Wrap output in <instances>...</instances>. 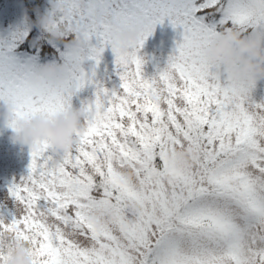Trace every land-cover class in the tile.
I'll return each instance as SVG.
<instances>
[{
    "label": "snow or ice",
    "instance_id": "1",
    "mask_svg": "<svg viewBox=\"0 0 264 264\" xmlns=\"http://www.w3.org/2000/svg\"><path fill=\"white\" fill-rule=\"evenodd\" d=\"M64 3L60 23L74 31L48 42V54L43 41L33 46L67 66L61 79L34 78L42 63L17 51L32 43L27 33L0 37V103H12L13 127L16 118L55 116L92 86L81 102L91 115L59 156L47 141L29 148L26 174L8 187L18 215L0 220V237L27 241L30 264H264V101L251 99L255 81L220 74L205 55L227 29L264 36V0ZM165 18L180 39L148 77L138 52ZM134 24L140 37L122 54L113 39ZM81 32L85 46L74 51L67 41ZM106 47L119 80L112 88L96 78ZM177 148L192 152L179 174L166 158ZM97 210L111 213L99 227Z\"/></svg>",
    "mask_w": 264,
    "mask_h": 264
},
{
    "label": "clouds",
    "instance_id": "2",
    "mask_svg": "<svg viewBox=\"0 0 264 264\" xmlns=\"http://www.w3.org/2000/svg\"><path fill=\"white\" fill-rule=\"evenodd\" d=\"M68 13V6L64 0H49V7L46 12L40 15L36 24L47 35L49 42L65 43L64 37L74 29L60 23V17ZM141 26L134 24L124 28L113 39V47L124 54L137 42L141 34ZM81 32L79 36L74 35L67 41L74 51H81L84 48ZM208 62L217 67L220 74L235 79H250L256 81L264 79V36L260 34L247 36L237 29L221 31L219 35L205 49ZM65 64L45 62L40 64L34 71L36 79L41 77L55 78L60 80V73L66 68ZM153 100H157L154 95ZM87 102L78 108L68 107L55 116L39 114L32 117L16 118L9 137L14 143L26 145L33 148L37 141H47L54 155L59 156L66 152L74 140L75 133L84 130L83 120L86 115H91L87 110ZM13 119V105L5 101L0 103V124L9 126ZM192 152L188 148L175 149L166 154L169 169L179 174L192 166ZM58 161H53L56 163ZM125 178L130 182L131 172H125ZM136 209L130 205L129 210ZM111 213L107 210H97L92 214L94 224L99 227L110 218ZM0 246L6 255V264H30L32 260L31 245L27 241H19L13 238L11 233H4L0 237Z\"/></svg>",
    "mask_w": 264,
    "mask_h": 264
},
{
    "label": "rangeland",
    "instance_id": "3",
    "mask_svg": "<svg viewBox=\"0 0 264 264\" xmlns=\"http://www.w3.org/2000/svg\"><path fill=\"white\" fill-rule=\"evenodd\" d=\"M49 4V0H45ZM21 0H0V37L7 36L11 33L28 32L27 23L20 14L23 8ZM46 6L43 14L48 9ZM26 27V28H25ZM180 29H173L165 18L162 24H157L154 31L144 41L143 47L139 50L138 55L145 60L144 73L146 76H153L159 69L165 67L168 57L172 54L175 43L180 39ZM251 29L242 33L251 34ZM246 35V36H247ZM24 56H35L39 63L48 62L51 57H42L38 53H32L29 50H17ZM50 49L45 54L50 53ZM114 55L110 47H106L102 54L101 63L96 69L98 80H101L105 87L112 88L119 83L118 76L114 70ZM91 62H85V68ZM94 92L92 86H86L71 98V106L78 108L81 102L91 99ZM251 99L254 102L264 101V79L256 80L251 90ZM12 128L0 124V207L5 210L9 218L18 215V207L8 195V187L11 183L18 181L22 175L27 172L29 164V148L26 145L14 143L10 140Z\"/></svg>",
    "mask_w": 264,
    "mask_h": 264
},
{
    "label": "trees",
    "instance_id": "4",
    "mask_svg": "<svg viewBox=\"0 0 264 264\" xmlns=\"http://www.w3.org/2000/svg\"><path fill=\"white\" fill-rule=\"evenodd\" d=\"M23 2V8L19 11L22 18L25 19L26 23H27V28H29L28 32H24L22 31L21 34V39H24V33L28 34V38L30 41H32V43H21L19 48L17 50L20 49H25V50H29L32 53H38L43 60V58L45 57L41 52L33 51V46L39 48L41 47L40 44H36V41H43V47L45 49V53L47 50H49L48 47V39H47V35L45 33H43L42 29L39 28L36 24V20L37 18L43 14V11L46 9L45 7L48 6L49 4L47 2H45V0H21ZM26 28V27H25ZM248 32L246 33H242L243 35H247ZM0 220H3L4 223H8L11 221V219L9 218L8 214L5 212V210L3 208L0 207Z\"/></svg>",
    "mask_w": 264,
    "mask_h": 264
}]
</instances>
